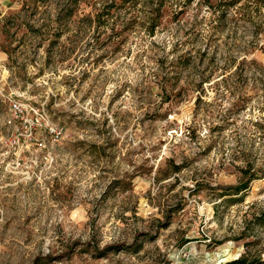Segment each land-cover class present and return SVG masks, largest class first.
I'll use <instances>...</instances> for the list:
<instances>
[{
	"label": "rangeland",
	"instance_id": "1",
	"mask_svg": "<svg viewBox=\"0 0 264 264\" xmlns=\"http://www.w3.org/2000/svg\"><path fill=\"white\" fill-rule=\"evenodd\" d=\"M70 1L0 0V264H264V0Z\"/></svg>",
	"mask_w": 264,
	"mask_h": 264
},
{
	"label": "trees",
	"instance_id": "2",
	"mask_svg": "<svg viewBox=\"0 0 264 264\" xmlns=\"http://www.w3.org/2000/svg\"><path fill=\"white\" fill-rule=\"evenodd\" d=\"M122 3H128L129 0H121ZM77 3V0H71L67 6V9L65 10V14H64V18H68L72 15V11H73V8H74V5ZM232 2H229L228 5H235V4H231ZM227 4V3H226ZM112 7H118L117 5L115 4H112L110 6L107 7V9H110ZM105 15H109V12H105ZM102 16V15H101ZM100 17V15H99ZM257 179V175L255 174H250L249 177H248V180L246 183H242L240 185H238L237 188L233 189V192L234 194H239L241 192H244L246 191V189L248 188V184L252 181H255ZM224 264H260V262H254V263H247L246 261L244 260H240V259H236V260H233V261H230V262H226Z\"/></svg>",
	"mask_w": 264,
	"mask_h": 264
},
{
	"label": "built area",
	"instance_id": "3",
	"mask_svg": "<svg viewBox=\"0 0 264 264\" xmlns=\"http://www.w3.org/2000/svg\"><path fill=\"white\" fill-rule=\"evenodd\" d=\"M15 109L17 108L16 106H13Z\"/></svg>",
	"mask_w": 264,
	"mask_h": 264
}]
</instances>
